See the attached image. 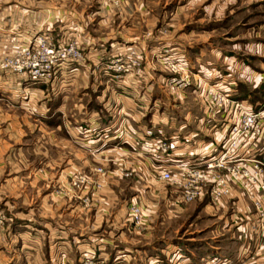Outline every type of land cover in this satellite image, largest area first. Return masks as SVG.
Masks as SVG:
<instances>
[{
	"label": "rangeland",
	"instance_id": "rangeland-1",
	"mask_svg": "<svg viewBox=\"0 0 264 264\" xmlns=\"http://www.w3.org/2000/svg\"><path fill=\"white\" fill-rule=\"evenodd\" d=\"M17 1L15 8L21 4V0ZM23 4L30 11L24 15L15 13L10 19L14 44L7 53L45 34L55 46L66 51L74 46L79 54L71 52L56 68V76L75 77V82L62 87L60 93L53 83L55 77L34 80L12 72L0 78V105L12 107L19 118L29 120L31 127L21 142L0 145V264H82L89 238L79 235L70 244L61 242L65 246L56 253L49 246V237L45 240L37 235L36 226H23L18 217H12L16 212L21 216L24 209L21 194L19 191L6 197L10 189L4 183L13 176L15 185L21 186L38 173L46 172L51 178L53 171H58L64 175L61 181L54 187L52 177L47 183L67 200L70 190L80 193L90 186L100 189L95 184L97 180L105 182L108 171L121 174L118 177L129 186L140 178L134 173L138 164L135 156L141 149L139 136L150 135L139 133L141 118L156 113L157 125L163 131L153 134H163L170 140L182 123L183 133L175 140L192 142L194 137H184L191 128L198 136L224 128L222 115L214 114L213 102L206 95L208 88L218 87L262 109L264 0H23ZM5 18L0 16L1 26H5ZM21 29L29 35L22 43L18 42ZM70 90L73 97L68 96ZM86 106L98 111L90 125L86 124L87 114L82 112ZM58 107L65 110L64 117H60ZM71 113L79 127L74 133L77 157L69 162L67 157L60 160L54 154L57 147L48 138L44 142L42 132L39 138L35 124L43 120L52 124L61 118L66 121ZM181 143L176 142L175 150ZM44 147L45 157L41 155ZM9 153L13 156L9 157ZM141 154H137L142 159L139 162L147 160L151 166L153 161ZM97 167H103L105 173L97 171ZM129 170L132 174L126 175ZM82 174L89 175L91 182L75 185V178ZM142 179L149 184V177ZM125 193L126 202L139 199L138 189L127 188ZM12 199L19 203L10 209ZM78 199L82 206L90 201L86 195ZM197 200L187 204L188 209L180 214L174 212L169 217L163 211L157 226L131 228L128 220L124 237L115 241V248L122 250L119 255L127 254L128 264H151L149 256L162 248L189 245L190 237L213 218L198 210ZM143 203L148 209V204ZM256 213L258 218L257 210ZM257 218L253 227L262 230ZM54 244L53 248L58 246ZM115 251L110 259L115 258Z\"/></svg>",
	"mask_w": 264,
	"mask_h": 264
},
{
	"label": "crops",
	"instance_id": "crops-1",
	"mask_svg": "<svg viewBox=\"0 0 264 264\" xmlns=\"http://www.w3.org/2000/svg\"><path fill=\"white\" fill-rule=\"evenodd\" d=\"M14 1L17 0H0V16L4 15L6 17L5 26H1L3 21L0 23V55H2L0 61L14 44V30L10 19L13 18L15 13L24 15L30 11L29 6L23 4V0L19 1L21 4L16 8ZM19 33L21 37H19L18 42L22 43L28 39L29 35L26 34L25 29H21ZM10 75H13L12 72L0 66V78H7ZM56 77L53 83L57 84L59 93L62 91V87H70L75 82V77L73 78L72 75L69 78L63 74ZM71 91L73 90H70L69 97H73ZM75 105V109H77V103ZM58 109L61 112L60 117H62L65 110L62 107H58ZM93 111L92 106H86L82 111L87 114V125H90L89 121H93V114L98 113V111ZM156 116V113H153L152 117L141 118L138 125L139 133L153 134L158 130L162 132L163 127L157 125L159 122H157ZM35 125L38 126L39 138L42 132L43 141L45 142V139L48 138L57 147L55 148L57 152H54V154L60 160L62 156L67 157L66 159L69 162L76 159L78 140L74 133L79 126L73 113L66 121L61 118L51 124L43 120ZM182 125V123H179V127H176L178 130L174 131L173 135L171 134V140L175 143L177 141L178 143L182 142L178 145L176 151L181 154L185 153L184 156L191 157V161L195 162H200L212 155L213 143L219 142V138H223L225 133V129L219 127L213 132L211 130L209 132L205 131L204 135L198 136L195 134L194 128H191L187 133L188 135L184 133V137L186 136L189 139L194 137L192 142L175 140L176 137L180 138L178 137L180 133H183L181 131ZM29 129L31 127L28 119L24 121L23 117L19 118L17 116L12 107L0 105V145H14L21 142V139L29 135L27 132ZM175 133L177 134L175 135ZM196 135L197 137H195ZM183 143L186 145H183ZM72 146L74 147L72 148ZM62 147H64L63 151ZM259 147L262 148L259 156L264 157V139L259 143ZM137 154L142 155L140 152H137ZM137 154L135 157L138 159V164L134 173L140 178L134 183L132 182L128 186L127 182L120 180L121 174L108 171V176H106L100 189L90 186L80 191V193L78 190H75V192L70 190L69 200L58 196V192L47 183V179L52 177H55L54 187L58 181H61L64 175L63 173L59 174L58 171H53L54 174L51 178H47L50 175L48 176L46 172L43 174L38 173L32 180L27 179V181L22 182L21 186L15 185L13 182L14 177H10L12 180L7 179L4 183L7 189H10V194L7 192L6 197L15 195L20 191V202L24 207L21 216H17L19 213L16 212L12 213V217H20L21 219L17 218V220L23 226H36L38 229L37 235L45 240L49 237V246L56 253L60 251L59 248L65 246V244L59 243L69 242L70 244L71 240L77 239L79 235H86L89 239H87L88 242L85 247L95 248L99 254L108 257H111L110 254L116 249L114 253L115 256L118 255L122 250L115 248L117 245L115 241L124 237V228L128 220H130L131 228L133 225L129 215H126L129 203L126 202L125 195L127 188L138 189L136 195L142 202L148 204L147 216L141 228H146L148 225L150 227L157 226L161 221L159 215L163 211L170 217L174 212L180 214L187 210V204L191 203L182 201L179 190L172 184L154 177L155 171L157 173L161 172V170L156 169L158 164L152 162L149 166L147 160L142 164L139 162V160L142 162V159ZM41 155H46L45 147L44 153ZM8 156H13V153H9ZM159 166L166 169L169 164H160ZM145 176L149 177V184L143 182L142 178ZM35 183L37 184L36 189ZM84 195L90 199L86 206L80 205L77 201L78 198ZM34 201H36V204ZM197 201L199 203L198 210L204 214L212 215L213 218L208 220V224L205 223L203 228H199L196 235L190 237L189 245L186 243L184 245L174 244L172 247L162 248L161 252L150 255L149 261L151 264H154L153 260L158 256L163 259V264H264V230L253 227L257 223L256 208L252 197L245 189L240 186H233L231 194L221 204L213 202L209 193H206L203 198H199ZM18 203L19 200L12 199L9 203L10 209L16 207L15 205H18ZM33 216L37 217V222L33 220ZM208 227H212L209 233L205 232ZM65 237H68L69 240L61 239ZM54 242L58 245L55 248H53ZM43 252L46 256L47 249L45 248ZM125 255L127 256V254Z\"/></svg>",
	"mask_w": 264,
	"mask_h": 264
},
{
	"label": "built area",
	"instance_id": "built-area-1",
	"mask_svg": "<svg viewBox=\"0 0 264 264\" xmlns=\"http://www.w3.org/2000/svg\"><path fill=\"white\" fill-rule=\"evenodd\" d=\"M71 52L79 54L74 46L66 51L55 46L47 35L39 34L6 53L0 66L34 80L48 81L56 77V68ZM206 95L213 102L214 114L222 115L225 129L222 140L213 143L212 155L200 162L191 161L177 152L176 143L163 134L139 136L140 152L158 164L155 168L161 172L155 171L154 177L178 187L184 202H192L209 193L213 202L221 204L231 194L233 186L242 187L252 197L259 213L258 224L264 230V157L259 156L262 152L259 143L264 139V107L255 109L246 100L215 86L208 88ZM166 163L169 164L166 169L159 166ZM96 170L105 173L103 167ZM132 172L129 170L125 174ZM91 180L89 175L82 174L75 178L74 184H88ZM96 183L100 188L104 182L97 180ZM127 209L132 224L141 227L147 216L146 205L139 199H132ZM153 262L163 264V259L158 256ZM82 264H128V259L119 254L110 259L95 248H89L82 253Z\"/></svg>",
	"mask_w": 264,
	"mask_h": 264
}]
</instances>
